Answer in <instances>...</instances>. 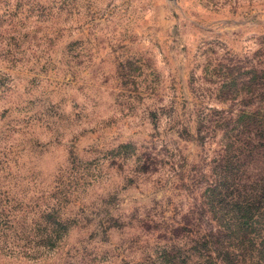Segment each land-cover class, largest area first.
<instances>
[{
  "label": "rangeland",
  "instance_id": "374dc122",
  "mask_svg": "<svg viewBox=\"0 0 264 264\" xmlns=\"http://www.w3.org/2000/svg\"><path fill=\"white\" fill-rule=\"evenodd\" d=\"M226 257L264 264V0H0V264Z\"/></svg>",
  "mask_w": 264,
  "mask_h": 264
},
{
  "label": "trees",
  "instance_id": "16d2710c",
  "mask_svg": "<svg viewBox=\"0 0 264 264\" xmlns=\"http://www.w3.org/2000/svg\"><path fill=\"white\" fill-rule=\"evenodd\" d=\"M218 192V191H217ZM228 256V255H227ZM226 259L228 260V262L229 263H233L234 264V262H232L233 260L230 258V257H226Z\"/></svg>",
  "mask_w": 264,
  "mask_h": 264
}]
</instances>
